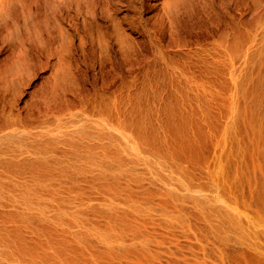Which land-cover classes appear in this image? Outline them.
<instances>
[{
	"label": "rangeland",
	"instance_id": "obj_1",
	"mask_svg": "<svg viewBox=\"0 0 264 264\" xmlns=\"http://www.w3.org/2000/svg\"><path fill=\"white\" fill-rule=\"evenodd\" d=\"M125 3L102 58L0 35V264H264V0Z\"/></svg>",
	"mask_w": 264,
	"mask_h": 264
},
{
	"label": "bare ground",
	"instance_id": "obj_2",
	"mask_svg": "<svg viewBox=\"0 0 264 264\" xmlns=\"http://www.w3.org/2000/svg\"><path fill=\"white\" fill-rule=\"evenodd\" d=\"M136 2L130 0L132 6ZM125 4V0H52L43 8L42 0H0V35L5 31L12 35L0 38L8 42L15 37L12 31L18 30L16 35L23 44L19 52L26 63L44 56L66 66L79 52L86 55L90 49L100 57L107 56L112 42L122 49L128 42L120 15ZM57 64L51 66L56 70Z\"/></svg>",
	"mask_w": 264,
	"mask_h": 264
}]
</instances>
